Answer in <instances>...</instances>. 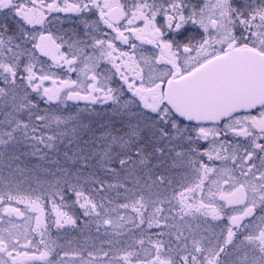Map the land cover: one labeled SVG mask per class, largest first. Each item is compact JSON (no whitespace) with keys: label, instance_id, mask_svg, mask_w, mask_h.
Instances as JSON below:
<instances>
[{"label":"snow or ice","instance_id":"1","mask_svg":"<svg viewBox=\"0 0 264 264\" xmlns=\"http://www.w3.org/2000/svg\"><path fill=\"white\" fill-rule=\"evenodd\" d=\"M0 213V264H264V0H0Z\"/></svg>","mask_w":264,"mask_h":264},{"label":"flooded vegetation","instance_id":"2","mask_svg":"<svg viewBox=\"0 0 264 264\" xmlns=\"http://www.w3.org/2000/svg\"><path fill=\"white\" fill-rule=\"evenodd\" d=\"M60 16H61V18L63 19L64 17H65V15L66 14H63V13H61V14H59ZM70 15V14H69ZM59 27V26H58ZM64 27H69V25L67 24V23H65V25H64ZM102 27H103V25H102ZM146 48H150L151 46H145ZM146 55L148 54L147 52L145 53ZM110 67V66H109ZM73 78H75V74H73ZM71 103V102H70ZM81 103V105L84 103V102H80ZM21 208H23V206L21 205L20 206ZM51 208V205H49V209ZM0 215H3L2 213H0ZM54 215V214H53ZM15 222L16 223H22V221L21 220H19V219H15ZM55 229H53V232L55 233ZM93 234H94V229H93ZM62 235H63V233H62ZM63 239L64 240H67V239H73V240H77V239H81V237H80V235L78 234V233H70V234H68V235H64L63 236Z\"/></svg>","mask_w":264,"mask_h":264}]
</instances>
